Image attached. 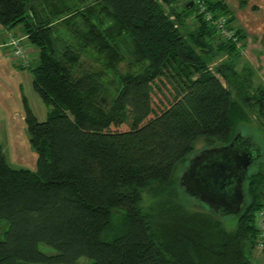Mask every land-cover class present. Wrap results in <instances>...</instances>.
<instances>
[{
  "label": "trees",
  "instance_id": "trees-1",
  "mask_svg": "<svg viewBox=\"0 0 264 264\" xmlns=\"http://www.w3.org/2000/svg\"><path fill=\"white\" fill-rule=\"evenodd\" d=\"M190 1L0 0V22L38 48L36 64H18L48 107L41 120L23 95L36 168L10 162L0 129V264H254L264 165L247 173L231 228L210 205L189 208L176 183L200 137L227 143L252 113L264 127V85L239 67L243 46ZM204 3L243 45L226 0ZM163 78L174 99L156 112Z\"/></svg>",
  "mask_w": 264,
  "mask_h": 264
},
{
  "label": "rangeland",
  "instance_id": "rangeland-1",
  "mask_svg": "<svg viewBox=\"0 0 264 264\" xmlns=\"http://www.w3.org/2000/svg\"><path fill=\"white\" fill-rule=\"evenodd\" d=\"M187 0H178L179 6H182ZM174 17V16H172ZM194 19V20H193ZM195 18L191 19L192 25H194ZM17 30H24L22 25H18ZM19 33V32H18ZM29 42L28 40H26ZM34 45V44H33ZM35 46V45H34ZM243 46V45H242ZM32 59V63L36 64L39 61V53H32L30 56ZM121 69H128V64L126 61L120 63ZM24 70L21 75V78L27 87V94L29 97L30 104L32 105L35 113L39 117V119L43 120L47 116L48 107L46 103L42 100L41 96L33 87L32 79L33 74L30 68L22 67L20 68ZM26 94V93H25ZM20 95V99L23 98V95ZM174 99V88L172 84L169 83L166 79H162L161 81L156 80L154 84V94H153V104L155 107V111L159 112L165 106H167ZM16 102V99L12 101V104ZM153 115V114H151ZM130 124L128 121L123 122L118 126L120 129L129 128ZM1 137L4 143V149L9 158L10 162L15 166H25L30 168H36L37 166V157L38 153L34 145L31 143L29 138V131L27 128V123L25 119H21L20 116L18 118H11V122L1 123ZM238 129L242 130L243 134L249 135L250 133L253 135V140H258L260 145V155L256 158V160L250 165L248 172L251 173L258 169V166L264 165V127L260 126L258 118L255 113H252L250 120L242 121L239 123ZM251 135V136H252ZM255 140V141H256ZM208 145L206 137L202 136L197 142L196 150L192 153L194 155L201 148ZM191 155V156H192ZM186 163L179 164L176 170V183L178 184L179 195L182 200L187 204V206L191 209H203V210H211L208 204L201 200L196 195L190 193L185 184L181 182L182 174L186 168ZM246 182V179H245ZM245 182H244V191H245ZM246 193V191H245ZM246 202L248 201V196L246 194ZM154 199L152 189H147L144 193V202L150 203ZM264 207V206H263ZM262 207V208H263ZM261 208V209H262ZM241 212V211H240ZM239 212V213H240ZM239 213L236 212H228L226 215H220L226 225L231 228L234 227L236 217ZM260 232V231H259ZM40 247L47 252H53L54 248L48 244L41 243ZM252 259L254 264H264V248L259 246L252 249ZM92 260L91 257L87 255L80 256L76 261L70 264H86ZM27 261H22L21 264H27ZM28 264H64V263H51V262H29Z\"/></svg>",
  "mask_w": 264,
  "mask_h": 264
},
{
  "label": "water",
  "instance_id": "water-1",
  "mask_svg": "<svg viewBox=\"0 0 264 264\" xmlns=\"http://www.w3.org/2000/svg\"><path fill=\"white\" fill-rule=\"evenodd\" d=\"M194 3L191 0L187 6ZM238 132L230 142L206 146L196 152L189 160L181 182L186 189L223 213H239L246 204L244 182L250 165L260 155V145L256 152L248 148L236 147Z\"/></svg>",
  "mask_w": 264,
  "mask_h": 264
},
{
  "label": "crops",
  "instance_id": "crops-1",
  "mask_svg": "<svg viewBox=\"0 0 264 264\" xmlns=\"http://www.w3.org/2000/svg\"><path fill=\"white\" fill-rule=\"evenodd\" d=\"M226 2L235 15V27L240 28L245 34L239 67L252 66L255 71V83L264 85V0H226ZM16 27L13 31L25 37L24 41L30 56L32 53H39L36 46L26 41L28 39L24 30H17ZM8 30L0 22V125L11 122V118L19 116L25 119L24 100L20 99V95L26 93L28 97L27 87L21 78V72L24 70L20 69L22 67L15 61L7 44ZM14 99L16 102L12 104Z\"/></svg>",
  "mask_w": 264,
  "mask_h": 264
},
{
  "label": "built area",
  "instance_id": "built-area-1",
  "mask_svg": "<svg viewBox=\"0 0 264 264\" xmlns=\"http://www.w3.org/2000/svg\"><path fill=\"white\" fill-rule=\"evenodd\" d=\"M196 1L199 4L200 11L204 12L205 16L217 25L220 34L225 38L232 39L237 43L238 46L241 47L242 41L236 33V29L229 26L227 17L225 15H222L220 17L214 18L212 12L207 9L204 0ZM7 44L10 47V50L12 51L13 57L16 62L22 65L30 64L31 57L27 44H25L23 41V36L13 31V29H9ZM256 222L260 231L258 238V246L264 248V207L259 210Z\"/></svg>",
  "mask_w": 264,
  "mask_h": 264
},
{
  "label": "flooded vegetation",
  "instance_id": "flooded-vegetation-1",
  "mask_svg": "<svg viewBox=\"0 0 264 264\" xmlns=\"http://www.w3.org/2000/svg\"><path fill=\"white\" fill-rule=\"evenodd\" d=\"M248 135H245L243 137H238V139L236 140V147H240L242 149H245V148H248L250 150H253L254 152H256V143L252 141V139H249L247 137ZM230 142V141H229ZM218 144H221V143H218ZM215 145V144H214ZM207 146H212V145H207ZM206 147V146H205ZM204 148V147H203ZM202 149V148H201ZM200 149V150H201ZM198 152V151H197ZM193 156V155H192ZM190 156V158L192 157ZM190 158L188 159V162L186 164V166L188 165L189 163V160Z\"/></svg>",
  "mask_w": 264,
  "mask_h": 264
}]
</instances>
